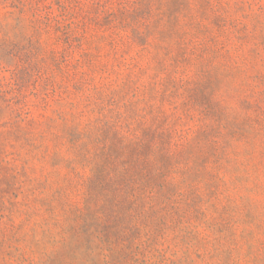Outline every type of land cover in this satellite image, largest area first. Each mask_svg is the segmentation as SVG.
Segmentation results:
<instances>
[{
	"label": "rangeland",
	"instance_id": "1",
	"mask_svg": "<svg viewBox=\"0 0 264 264\" xmlns=\"http://www.w3.org/2000/svg\"><path fill=\"white\" fill-rule=\"evenodd\" d=\"M0 264H264V0H0Z\"/></svg>",
	"mask_w": 264,
	"mask_h": 264
}]
</instances>
